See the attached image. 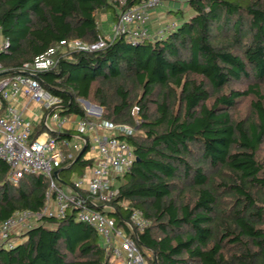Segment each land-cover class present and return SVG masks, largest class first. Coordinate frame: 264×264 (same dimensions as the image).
<instances>
[{"label": "trees", "instance_id": "obj_1", "mask_svg": "<svg viewBox=\"0 0 264 264\" xmlns=\"http://www.w3.org/2000/svg\"><path fill=\"white\" fill-rule=\"evenodd\" d=\"M143 1L0 0L4 77L61 41L104 38L100 13L115 25ZM172 3L176 24L164 34L133 44L112 29L105 48L60 49L34 77L60 100L52 114L90 119L80 104L89 101L104 121L134 129L121 139L135 161L116 176L108 213L151 254L148 264H264V0ZM88 148L63 160L59 187L73 185L74 168L81 177L94 165ZM9 171L0 159V227L16 213L42 211L50 188L42 174L14 184ZM135 215L146 226L131 232ZM0 264L113 263L101 237L70 210L1 241Z\"/></svg>", "mask_w": 264, "mask_h": 264}, {"label": "built area", "instance_id": "obj_2", "mask_svg": "<svg viewBox=\"0 0 264 264\" xmlns=\"http://www.w3.org/2000/svg\"><path fill=\"white\" fill-rule=\"evenodd\" d=\"M182 1L185 0L143 1L120 15L113 33L125 36L133 44L150 38L149 22L152 11L168 2ZM175 24L163 27L158 34H164L166 30L174 28ZM107 42L102 37L93 43L77 39L61 41L57 47L49 49L33 63L24 65L23 73L0 79V109L3 102H7V113L0 116V159L9 166L8 179L16 184L25 175L42 174L50 184L47 203L42 211H23L6 220L0 227V242L9 240L19 229L25 232L41 224L44 217L62 219L68 211L73 210L77 221L89 225L101 237L113 260L125 259L129 264H147L143 253L137 247L136 238L130 236L123 228H118L115 219L108 213L111 210L109 202L118 193L114 183L116 176L128 171L135 161L132 149L121 139L123 136L131 135L134 129L128 125L104 121L101 113L95 112L99 114L98 119L93 117L82 119L77 116L78 121L65 131L67 119L53 115L56 126L51 127L46 117L44 120L46 132L43 134L45 138L41 140L38 137L32 140L31 126L13 107V101L20 95H25L52 110L54 106L60 104V100L44 91L34 76L55 64L54 57L60 49L93 52L105 48ZM7 46L8 42L5 40L2 50ZM3 71L0 64V73ZM52 133L71 135L72 139L58 142L52 138ZM88 144L86 159H93L94 165L74 180L72 186L59 187L56 172L66 157L74 158L72 152L64 154L63 146L81 153L86 150ZM132 220L134 223H127L131 232H135L133 225L140 228L146 226V222L139 215L133 216ZM8 245L12 247V241Z\"/></svg>", "mask_w": 264, "mask_h": 264}, {"label": "crops", "instance_id": "obj_3", "mask_svg": "<svg viewBox=\"0 0 264 264\" xmlns=\"http://www.w3.org/2000/svg\"><path fill=\"white\" fill-rule=\"evenodd\" d=\"M170 4H171V6H170ZM172 4H174V3L168 2L165 4V5H167L166 9H164L163 6H161V8H158V9L152 11L151 20L149 23L150 31L152 34L153 33L155 34L157 32L156 29L159 28V26L163 27L165 24H166V26H169V25L175 23V22L169 21V20L174 19L171 16H169V18H170L169 20L168 19L165 20L166 11L169 12L170 11L169 9H174L176 7V5H172ZM170 7H172V8H170ZM158 15H161L160 19L157 18ZM163 15H165V16H163ZM110 33H112V32L110 31ZM4 42H5V39L2 37V35L0 33V51L3 48ZM13 107L16 109L17 112H19L22 115V118L24 119V121L31 126L32 132H33L32 137L41 129V127H44V129H45L44 132H42L38 137L41 140L45 138V136H43V134L46 132V127L44 124V120L46 117H48L47 123L51 127L56 126V121L54 120V116H53L54 114H52V111L50 109H48L44 104L37 103L25 95H20L16 100H14L13 101ZM6 113H7V102H4V104L2 105V108L0 109V116H4V115H6ZM55 115H57V114H55ZM62 118L67 119V121L64 125L65 131H67L71 127V125L74 124L79 119L76 115H71L69 117L65 116ZM86 170L88 171V169H86ZM76 177L77 178H75V179L72 178V181L79 178L78 176H76ZM111 262L113 264H129V262L125 259L119 260V261L118 260H112Z\"/></svg>", "mask_w": 264, "mask_h": 264}, {"label": "rangeland", "instance_id": "obj_4", "mask_svg": "<svg viewBox=\"0 0 264 264\" xmlns=\"http://www.w3.org/2000/svg\"><path fill=\"white\" fill-rule=\"evenodd\" d=\"M175 4V3H174ZM174 4H172V5H174ZM170 6H171V4H170ZM166 7H167V5H165V6H163V8L164 9H166ZM159 8H161V7H159ZM170 8H172V7H170ZM156 9H158V8H156ZM155 9V10H156ZM162 12V11H161ZM165 12V11H164ZM174 13H172L171 14V17L173 18L174 17ZM160 16L161 15H158L157 16V18L158 19H160ZM163 16H165V15H163ZM169 20L170 18H169V15H168V12L166 11V18H165V20ZM169 21H172V22H175V20L173 19V20H169ZM150 23V22H149ZM113 24V22H112V17H111V15H110V13H100L99 15H98V26H99V29H100V31L101 32H103L104 34V38L108 41V40H110V39H112V37H113V35H112V33H110V31L112 32V29L114 28V25H112ZM166 25V24H165ZM164 25V26H165ZM163 26V27H164ZM162 27H160L159 26V28H157L156 29V31H159L160 29H161ZM151 32V31H150ZM85 102H87V103H89V106L85 103ZM249 102H250V99H247V100H245V101H243V104H242V106H241V111L242 112H249V110H250V107H249ZM80 104H81V106L83 107V109L85 110V112H86V114H87V116L88 117H93V118H99V114L97 115V113H95V112H99V111H97L96 109H94V108H101V107H99L98 105H96V104H94V103H91V102H89V101H81L80 102ZM99 113H101V116H102V113H103V109L101 108V111L99 112ZM63 152H64V154L66 155L68 152H72V154L75 156V154L76 153H78V151H76V150H69L68 149V147H66V146H63ZM263 154H264V150H263ZM88 157V155L86 154L85 155V158H87ZM79 170H80V168H78V167H76V168H74L69 174H70V176L73 178V179H75V178H77L76 176L79 174ZM115 187H117V185H118V181L117 180H115ZM21 234H23V232L19 229V230H17V231H15L14 232V234H12V236L13 237H19ZM149 257H151V254L149 253V252H146L145 253V256H144V258H145V260H146V263L148 264V260H149ZM147 258H148V260H147ZM113 259L111 258V261H112Z\"/></svg>", "mask_w": 264, "mask_h": 264}, {"label": "water", "instance_id": "obj_5", "mask_svg": "<svg viewBox=\"0 0 264 264\" xmlns=\"http://www.w3.org/2000/svg\"><path fill=\"white\" fill-rule=\"evenodd\" d=\"M6 75V73L5 72H1L0 73V77H4ZM88 106H89V103H87V102H85ZM94 109H96L97 111H101V108H94ZM84 152V151H83ZM83 152H81L80 154H79V157L80 156H82L83 155ZM58 173V171L56 172V174Z\"/></svg>", "mask_w": 264, "mask_h": 264}]
</instances>
